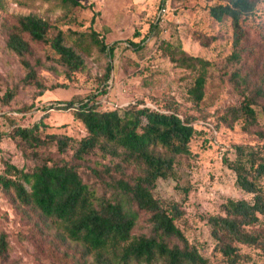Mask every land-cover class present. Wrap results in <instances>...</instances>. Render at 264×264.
Masks as SVG:
<instances>
[{
  "label": "trees",
  "instance_id": "16d2710c",
  "mask_svg": "<svg viewBox=\"0 0 264 264\" xmlns=\"http://www.w3.org/2000/svg\"><path fill=\"white\" fill-rule=\"evenodd\" d=\"M44 1L84 7L78 0ZM179 1L173 0V4L177 6ZM206 1L213 3L208 11L214 21L231 20V54L216 63L169 46L168 57L191 73L187 96L197 108L205 99L212 75L228 76L242 102L225 109L218 124L233 128L242 120L246 130L257 128V143L236 144L234 158L225 156L237 187L249 198L227 199L220 213L208 220L212 252L221 263L249 264L251 257L244 247L259 249L264 255V125L259 123V115L264 114V61L260 75L245 71L244 66L253 49L248 45L252 28L259 29L264 43V20L256 22L259 0ZM0 11L7 13L2 0ZM2 25L7 33L5 48L23 71L21 79L0 98L8 103L15 101L19 92L32 91L36 99L64 87L48 86L45 72L67 79L74 73H86L81 52L88 53L92 45L110 56L117 48L109 46L105 36L93 28L90 33L65 31L36 14L5 18ZM151 27L154 35L160 31L155 21ZM170 28L169 24L159 47L166 42ZM130 47L138 49L141 44L131 42ZM101 93L77 101H56L47 108L70 110L86 130L81 138L46 133L48 112L32 126H15L10 136L20 140L31 164L18 167L5 163L0 189L43 234L49 236L55 228L57 238L75 246V264H213L178 225L184 216L181 204L161 200L155 191L159 180L173 177L179 158L192 154V140L215 128L209 123L197 126L192 118L181 116V106L174 98L160 102L157 108L137 103L110 108L99 98L106 95V88ZM2 137L0 129V140ZM94 155L106 164L94 170L97 180L91 181L80 168ZM11 252L8 235L0 229V257Z\"/></svg>",
  "mask_w": 264,
  "mask_h": 264
},
{
  "label": "rangeland",
  "instance_id": "374dc122",
  "mask_svg": "<svg viewBox=\"0 0 264 264\" xmlns=\"http://www.w3.org/2000/svg\"><path fill=\"white\" fill-rule=\"evenodd\" d=\"M6 14L0 11V98L18 82L23 71L15 56L10 54L5 43L7 33L2 21L17 15L36 14L55 22L61 29L90 33L93 28L109 45H117L110 53H102L92 45L83 53L88 71L74 73L71 78L45 72L48 86L64 87L47 91L44 96L33 98L32 91L19 92L15 101L0 100V173L5 163L18 167L30 165L18 138L10 136L15 126H32L45 114L48 124L46 133L67 134L76 138L86 135L84 126L75 121L70 110L49 108L56 101L79 100L99 97L110 108L129 103L157 108L160 102L174 98L183 114L192 118L197 126L211 124L212 133L196 136L191 142V155L181 156L173 177L159 180L155 195L166 202H178L184 216L178 221L187 238L197 244L213 264H222L212 252L209 217L220 213L222 204L229 198L246 199L236 185L235 174L227 167L225 156L234 158L236 144H255L258 141L254 130L244 128L240 120L233 128L219 125L218 118L224 110L242 102L240 92L226 75L213 74L205 88V99L197 108L187 96L191 86V73L177 67L168 57L169 46L181 47L191 56L213 62H221L233 50V27L226 18L221 23L209 14L212 2L206 0H180L175 15L170 21L169 35L161 47V32L152 34L161 0H78L84 7L68 8L54 1L2 0ZM256 20H264V0H259ZM167 35V34H166ZM165 35V36H166ZM164 36V37H165ZM69 44H72L68 40ZM141 44L140 48L130 43ZM248 45L253 46L244 66L245 71L261 74L264 61V43L259 29L252 28ZM109 67L111 74L107 75ZM264 125V114L259 115ZM218 124V125H217ZM199 128V127H198ZM54 149V148H53ZM70 157V154H66ZM106 164L98 155L89 157L80 170L87 180L96 181L97 172ZM0 229L8 235L13 252L0 257V264H75L76 247L64 244L56 237V229L50 235L43 234L34 222L25 219L0 189ZM251 257L249 264H264L262 251L244 247Z\"/></svg>",
  "mask_w": 264,
  "mask_h": 264
},
{
  "label": "built area",
  "instance_id": "2783aa9c",
  "mask_svg": "<svg viewBox=\"0 0 264 264\" xmlns=\"http://www.w3.org/2000/svg\"><path fill=\"white\" fill-rule=\"evenodd\" d=\"M177 7L173 4V0H161L156 17L155 26L160 29L161 38H163L168 33V26L172 20V16L175 15ZM154 35V32H152Z\"/></svg>",
  "mask_w": 264,
  "mask_h": 264
}]
</instances>
